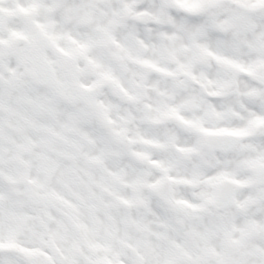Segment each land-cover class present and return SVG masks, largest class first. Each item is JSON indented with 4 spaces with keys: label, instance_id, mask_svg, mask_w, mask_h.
<instances>
[{
    "label": "clouds",
    "instance_id": "1",
    "mask_svg": "<svg viewBox=\"0 0 264 264\" xmlns=\"http://www.w3.org/2000/svg\"><path fill=\"white\" fill-rule=\"evenodd\" d=\"M0 264H264V0H0Z\"/></svg>",
    "mask_w": 264,
    "mask_h": 264
}]
</instances>
